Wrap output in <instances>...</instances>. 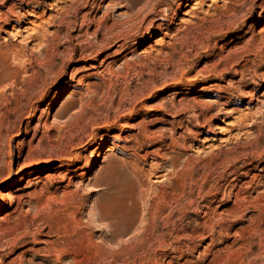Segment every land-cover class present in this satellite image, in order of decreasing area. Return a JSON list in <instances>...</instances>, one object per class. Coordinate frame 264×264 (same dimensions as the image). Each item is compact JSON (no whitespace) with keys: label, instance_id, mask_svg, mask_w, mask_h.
<instances>
[{"label":"rangeland","instance_id":"rangeland-1","mask_svg":"<svg viewBox=\"0 0 264 264\" xmlns=\"http://www.w3.org/2000/svg\"><path fill=\"white\" fill-rule=\"evenodd\" d=\"M112 1L0 2V264H264V0Z\"/></svg>","mask_w":264,"mask_h":264},{"label":"bare ground","instance_id":"bare-ground-1","mask_svg":"<svg viewBox=\"0 0 264 264\" xmlns=\"http://www.w3.org/2000/svg\"><path fill=\"white\" fill-rule=\"evenodd\" d=\"M6 1V0H5ZM114 1V0H113ZM112 1V2H113ZM149 1H151V0H149ZM188 1H191V0H181L180 1V3H179V5H178V7H179V9L181 8V7H183V6H186L187 5V2ZM201 1L202 0H200V1H197L195 4H200L201 3ZM0 2H1V0H0ZM3 3H4V1H2ZM23 2V1H22ZM31 2H32V0L30 1V0H25V4H31ZM131 5H133V3H130ZM150 4V3H149ZM149 4H147V5H149ZM12 5V4H11ZM15 5V4H14ZM14 5H12V6H10L9 7V9H10V11L12 12V14H20V13H16V11H15V6ZM131 5L129 6V7H131ZM227 5V4H226ZM9 6V5H8ZM151 7V6H150ZM132 8V7H131ZM130 9V8H129ZM215 9V8H214ZM34 11V10H33ZM152 11V10H151ZM176 11V10H175ZM154 12V11H153ZM4 14H7V13H4ZM3 14V15H4ZM21 14H25V12H23V13H21ZM107 15V14H106ZM144 15H146V14H144ZM148 15V14H147ZM136 16H140V15H136ZM4 17V16H3ZM6 17V16H5ZM4 17V18H5ZM17 17H18V19H19V21L22 19L20 16H18L17 15ZM104 18V17H103ZM133 18V17H132ZM135 18V17H134ZM133 18V19H134ZM147 18V17H146ZM162 18H163V16H162ZM96 20V19H95ZM126 20H127V18H126ZM125 20V21H126ZM98 21V20H97ZM155 21H156V19H155ZM133 22V21H132ZM101 23V22H100ZM116 23V22H115ZM135 23V22H134ZM97 24V23H96ZM95 24V25H96ZM117 24V23H116ZM160 24V23H159ZM152 25L153 26H155V25H157L154 21H152ZM99 26V25H98ZM115 26V25H114ZM117 26V25H116ZM161 26V25H160ZM109 28L112 30L113 29V26L112 27H110L109 26ZM118 28V27H117ZM160 28V27H159ZM108 29V28H107ZM109 29V30H110ZM114 29H116V28H114ZM105 31H107V30H105ZM131 31V30H130ZM111 32V31H110ZM106 33V32H105ZM127 37H129V36H127ZM125 39V38H124ZM125 43V42H124ZM128 42H126V44H127ZM121 44V43H120ZM111 47V46H110ZM126 47V46H125ZM47 56V55H46ZM109 70V69H108ZM213 73V72H212ZM18 100V99H17ZM3 116L2 115H0V122L2 123L3 121ZM174 134V133H173ZM152 137V136H151ZM31 143V142H30ZM65 150V149H64ZM56 158V157H55ZM67 163L66 162H64V161H62V163L59 165V168H62L63 166H65ZM34 171H32V172H30V173H33ZM29 173V174H30ZM16 183V182H15ZM14 183V184H15ZM14 184H12L11 186H13ZM70 185V184H69ZM83 188V187H82ZM86 189V188H85ZM74 193L72 192V191H65L64 192V198H65V200L67 201L68 200V197L70 196H72ZM74 196V195H73ZM20 198V197H19ZM72 198V197H71ZM63 199V198H62ZM73 199V198H72ZM71 200V199H70ZM96 202V201H95ZM70 203V202H69ZM42 204H43V202L41 201V200H37L36 201V206L37 207H41L42 206ZM6 207V201L5 200H3L1 203H0V209H3V208H5ZM97 210V209H96ZM126 211V210H125ZM74 214V213H73ZM76 218H78V217H76ZM77 223L78 224H80V221L78 222L77 221ZM76 224V223H75ZM65 230H64V232H65V236L67 237V240H66V243L68 244V245H71L72 243H73V240L76 238H74L73 239V236H78V237H80V239H83V236L80 234H78V232H79V230H77L78 232H77V235L75 234V231L72 229V227H68L67 225L65 226V228H64ZM80 239H78L79 241H80ZM77 241V240H76ZM79 243V242H78ZM79 244H83V243H79ZM89 246V245H88ZM102 248V247H101ZM77 260V259H76Z\"/></svg>","mask_w":264,"mask_h":264}]
</instances>
